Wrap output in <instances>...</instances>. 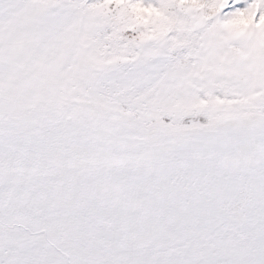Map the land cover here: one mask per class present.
<instances>
[{
    "label": "snow or ice",
    "instance_id": "obj_1",
    "mask_svg": "<svg viewBox=\"0 0 264 264\" xmlns=\"http://www.w3.org/2000/svg\"><path fill=\"white\" fill-rule=\"evenodd\" d=\"M0 264H264V0H0Z\"/></svg>",
    "mask_w": 264,
    "mask_h": 264
}]
</instances>
